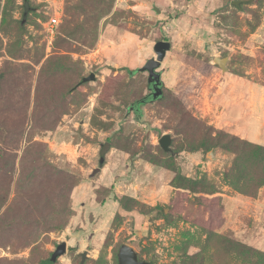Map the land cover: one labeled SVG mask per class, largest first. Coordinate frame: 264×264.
Returning a JSON list of instances; mask_svg holds the SVG:
<instances>
[{"label": "rangeland", "instance_id": "1", "mask_svg": "<svg viewBox=\"0 0 264 264\" xmlns=\"http://www.w3.org/2000/svg\"><path fill=\"white\" fill-rule=\"evenodd\" d=\"M61 243L54 264H264V0H0V264Z\"/></svg>", "mask_w": 264, "mask_h": 264}, {"label": "water", "instance_id": "2", "mask_svg": "<svg viewBox=\"0 0 264 264\" xmlns=\"http://www.w3.org/2000/svg\"><path fill=\"white\" fill-rule=\"evenodd\" d=\"M170 44L168 42H158L154 45V52L157 56V60H149L146 64L137 69L136 72H146L148 74L147 82L150 88V95L148 96L150 100H156L161 95V86L162 81L160 79V74L155 70L159 67V62L165 57L166 52L169 50ZM215 64H217L223 71H225V62L226 59H215ZM94 79L93 75H90L88 78L83 79V82L92 81ZM159 147L164 152H170V136L163 135L158 141ZM102 163V161H101ZM62 249L58 251L55 256L51 259V264L55 263L56 259L64 254L65 251V243H61ZM117 261L118 264H147L145 261H141L138 259L137 253L133 248L127 245H121L118 249L117 253Z\"/></svg>", "mask_w": 264, "mask_h": 264}, {"label": "trees", "instance_id": "3", "mask_svg": "<svg viewBox=\"0 0 264 264\" xmlns=\"http://www.w3.org/2000/svg\"><path fill=\"white\" fill-rule=\"evenodd\" d=\"M150 99H149V97H146V98H144L143 99V101H138V102H136L133 106V108H135L136 109V113H137V116H136V118L138 119V120H140V113H139V111H138V106H139V104H141L142 102H144V101H149ZM218 136H220L221 137V133L220 132H218V134H217ZM228 144H230V142H229V140H225ZM107 145H108V140H107V143H105V144H103L102 146H101V149H100V156L101 157H103L105 154H106V152H107V150H108V147H107ZM253 146V148H255V149H257V147L256 146H254V145H252ZM43 261V260H42ZM42 261H40L39 262V264H41V262ZM53 264V263H52Z\"/></svg>", "mask_w": 264, "mask_h": 264}, {"label": "built area", "instance_id": "4", "mask_svg": "<svg viewBox=\"0 0 264 264\" xmlns=\"http://www.w3.org/2000/svg\"><path fill=\"white\" fill-rule=\"evenodd\" d=\"M51 22H52L51 26H53V24L56 23V20L55 19H51Z\"/></svg>", "mask_w": 264, "mask_h": 264}]
</instances>
